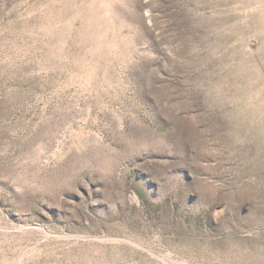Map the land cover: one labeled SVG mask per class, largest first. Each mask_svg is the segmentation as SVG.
<instances>
[{
    "label": "rangeland",
    "instance_id": "rangeland-1",
    "mask_svg": "<svg viewBox=\"0 0 264 264\" xmlns=\"http://www.w3.org/2000/svg\"><path fill=\"white\" fill-rule=\"evenodd\" d=\"M0 264H264V0H0Z\"/></svg>",
    "mask_w": 264,
    "mask_h": 264
}]
</instances>
